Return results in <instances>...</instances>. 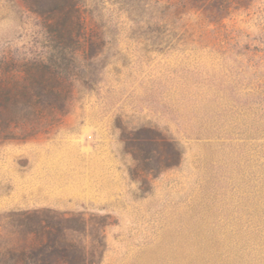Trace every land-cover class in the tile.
<instances>
[{
  "label": "rangeland",
  "instance_id": "obj_1",
  "mask_svg": "<svg viewBox=\"0 0 264 264\" xmlns=\"http://www.w3.org/2000/svg\"><path fill=\"white\" fill-rule=\"evenodd\" d=\"M78 3L93 47L60 121L0 142V229L50 208L104 224L100 264H264V0ZM40 21L0 0V63L46 53ZM139 128L180 163L138 166Z\"/></svg>",
  "mask_w": 264,
  "mask_h": 264
},
{
  "label": "trees",
  "instance_id": "obj_2",
  "mask_svg": "<svg viewBox=\"0 0 264 264\" xmlns=\"http://www.w3.org/2000/svg\"><path fill=\"white\" fill-rule=\"evenodd\" d=\"M40 18L46 53L0 63V142L48 131L68 111L76 53L93 47L78 0H25ZM225 8L226 5H225ZM126 147L144 171L180 163L176 141L152 128L131 132ZM133 171V169H132ZM0 229V264H100L104 224L94 217L56 210L13 211Z\"/></svg>",
  "mask_w": 264,
  "mask_h": 264
}]
</instances>
